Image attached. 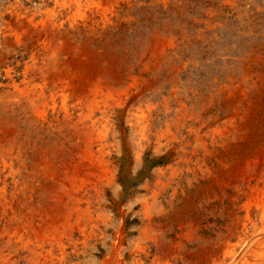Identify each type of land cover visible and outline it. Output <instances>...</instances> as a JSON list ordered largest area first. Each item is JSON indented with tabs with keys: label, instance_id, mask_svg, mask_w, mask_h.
<instances>
[{
	"label": "rangeland",
	"instance_id": "rangeland-1",
	"mask_svg": "<svg viewBox=\"0 0 264 264\" xmlns=\"http://www.w3.org/2000/svg\"><path fill=\"white\" fill-rule=\"evenodd\" d=\"M264 264V0H0V264Z\"/></svg>",
	"mask_w": 264,
	"mask_h": 264
},
{
	"label": "bare ground",
	"instance_id": "bare-ground-1",
	"mask_svg": "<svg viewBox=\"0 0 264 264\" xmlns=\"http://www.w3.org/2000/svg\"><path fill=\"white\" fill-rule=\"evenodd\" d=\"M167 264H168V261H167Z\"/></svg>",
	"mask_w": 264,
	"mask_h": 264
}]
</instances>
